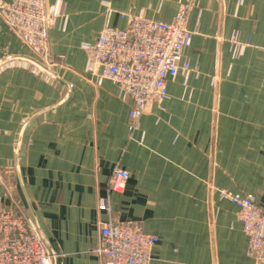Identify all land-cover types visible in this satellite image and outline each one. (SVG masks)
I'll return each instance as SVG.
<instances>
[{"label": "crops", "instance_id": "1", "mask_svg": "<svg viewBox=\"0 0 264 264\" xmlns=\"http://www.w3.org/2000/svg\"><path fill=\"white\" fill-rule=\"evenodd\" d=\"M185 2L189 70L130 129L131 101L85 71L84 45L125 28L122 15L171 22ZM46 4L59 10L50 64L0 16V208L34 221L52 264H101L110 219L158 238L151 264H252L227 195L264 203V0ZM116 166L129 172L121 192L108 183Z\"/></svg>", "mask_w": 264, "mask_h": 264}, {"label": "built area", "instance_id": "2", "mask_svg": "<svg viewBox=\"0 0 264 264\" xmlns=\"http://www.w3.org/2000/svg\"><path fill=\"white\" fill-rule=\"evenodd\" d=\"M189 5L182 3L171 22L122 15L125 28L105 25L93 43L84 45L88 53L85 71L97 84L111 80L131 101L130 129L150 104L167 97V82L189 70L183 57L191 41L186 27ZM58 13L46 0H0V16L42 63H52L48 39ZM128 178L129 172L116 166L108 182L110 190L121 192ZM227 197L237 207L252 264H264V203L251 195ZM99 208L107 210L105 200ZM157 242L136 222L110 219L100 227L94 252L101 264H151ZM54 257L29 216L16 206L0 208V264H52Z\"/></svg>", "mask_w": 264, "mask_h": 264}, {"label": "water", "instance_id": "3", "mask_svg": "<svg viewBox=\"0 0 264 264\" xmlns=\"http://www.w3.org/2000/svg\"><path fill=\"white\" fill-rule=\"evenodd\" d=\"M40 70H41V71H45V70H44L43 68H41V67H40ZM43 240H44V239H43Z\"/></svg>", "mask_w": 264, "mask_h": 264}, {"label": "rangeland", "instance_id": "4", "mask_svg": "<svg viewBox=\"0 0 264 264\" xmlns=\"http://www.w3.org/2000/svg\"><path fill=\"white\" fill-rule=\"evenodd\" d=\"M229 194V193H228Z\"/></svg>", "mask_w": 264, "mask_h": 264}]
</instances>
